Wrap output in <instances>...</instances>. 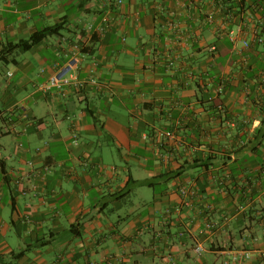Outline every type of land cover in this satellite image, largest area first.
<instances>
[{
  "label": "crops",
  "instance_id": "0c3cea01",
  "mask_svg": "<svg viewBox=\"0 0 264 264\" xmlns=\"http://www.w3.org/2000/svg\"><path fill=\"white\" fill-rule=\"evenodd\" d=\"M236 251L264 264V0H0V264Z\"/></svg>",
  "mask_w": 264,
  "mask_h": 264
},
{
  "label": "built area",
  "instance_id": "2783aa9c",
  "mask_svg": "<svg viewBox=\"0 0 264 264\" xmlns=\"http://www.w3.org/2000/svg\"><path fill=\"white\" fill-rule=\"evenodd\" d=\"M112 4L120 6L123 4V0H110ZM90 30H93V26L90 27ZM94 85L98 87L99 90H103V85L99 84L97 80L91 79L89 82H82L79 81L74 75H70V71L63 72L62 70H59L57 73H55L46 84L41 86L42 91H49L51 89H55L60 91L64 94V92L67 90V88L73 87L77 90H81L86 88L89 85ZM165 137L167 138H174V134L172 132L165 133ZM73 143L75 145L79 144V136L75 132L73 134ZM112 171H115V168H112ZM181 194L184 197H190L192 196L193 192H190L188 189L183 188L181 190ZM186 205H189L186 203ZM197 253L201 254L203 251V248L201 246H198L196 248ZM251 259V252L249 251H236L232 254V260L230 264H244L245 262L249 261Z\"/></svg>",
  "mask_w": 264,
  "mask_h": 264
},
{
  "label": "trees",
  "instance_id": "16d2710c",
  "mask_svg": "<svg viewBox=\"0 0 264 264\" xmlns=\"http://www.w3.org/2000/svg\"><path fill=\"white\" fill-rule=\"evenodd\" d=\"M60 30V27H51V28H46L45 30L41 32H37L34 34L31 38V43H25V44H18L14 45L13 49L14 50H22V51H28L31 49L34 45L38 44L39 42L43 41L47 36L50 34L57 33Z\"/></svg>",
  "mask_w": 264,
  "mask_h": 264
}]
</instances>
